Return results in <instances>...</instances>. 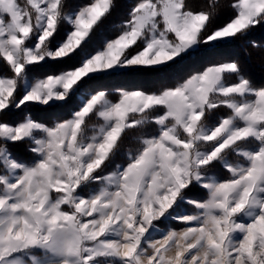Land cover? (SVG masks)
I'll return each instance as SVG.
<instances>
[{
  "label": "snow or ice",
  "instance_id": "1",
  "mask_svg": "<svg viewBox=\"0 0 264 264\" xmlns=\"http://www.w3.org/2000/svg\"><path fill=\"white\" fill-rule=\"evenodd\" d=\"M117 6L0 0V264H264V78L178 75L264 0H133L93 47Z\"/></svg>",
  "mask_w": 264,
  "mask_h": 264
},
{
  "label": "trees",
  "instance_id": "2",
  "mask_svg": "<svg viewBox=\"0 0 264 264\" xmlns=\"http://www.w3.org/2000/svg\"><path fill=\"white\" fill-rule=\"evenodd\" d=\"M75 2H80V0H75ZM131 3H133V0H117L118 6L116 10L97 31L93 47L102 46L106 39L114 38L118 34V29L115 25L126 19V14ZM189 3L196 11L209 10L207 7L208 0H189ZM230 3L231 0H220V7L217 10V15L213 18L209 31L221 27L228 22L232 15V9L229 7ZM253 41L260 45V47H253ZM228 59L240 60L243 66L257 78H264V30L252 33L248 38L236 40L232 44L218 45L214 50H209L207 47L202 48L200 53L185 64L183 70L178 75H183L184 72H187L192 67L203 64L208 60L219 62ZM117 82L108 81L107 83ZM92 83L96 82L93 81Z\"/></svg>",
  "mask_w": 264,
  "mask_h": 264
},
{
  "label": "rangeland",
  "instance_id": "3",
  "mask_svg": "<svg viewBox=\"0 0 264 264\" xmlns=\"http://www.w3.org/2000/svg\"><path fill=\"white\" fill-rule=\"evenodd\" d=\"M157 238H159V237H157Z\"/></svg>",
  "mask_w": 264,
  "mask_h": 264
}]
</instances>
